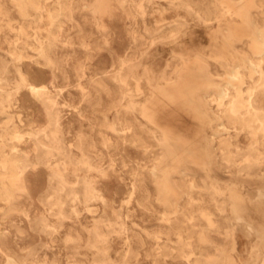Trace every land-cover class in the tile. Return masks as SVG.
Masks as SVG:
<instances>
[{
    "label": "rangeland",
    "instance_id": "rangeland-1",
    "mask_svg": "<svg viewBox=\"0 0 264 264\" xmlns=\"http://www.w3.org/2000/svg\"><path fill=\"white\" fill-rule=\"evenodd\" d=\"M124 1L0 0V264H264V0Z\"/></svg>",
    "mask_w": 264,
    "mask_h": 264
},
{
    "label": "bare ground",
    "instance_id": "bare-ground-1",
    "mask_svg": "<svg viewBox=\"0 0 264 264\" xmlns=\"http://www.w3.org/2000/svg\"><path fill=\"white\" fill-rule=\"evenodd\" d=\"M125 3H128L129 0H125L124 1ZM210 11V10H209ZM130 13V11H129ZM108 15L107 13H104V16ZM204 22V21H203ZM258 22V20H257ZM140 27V26H139ZM200 58V57H199ZM264 63V54L261 55V65ZM261 65L257 67V69L262 72L261 70ZM239 73V72H238ZM209 75H213L212 72L209 71ZM216 75V74H215ZM173 77V73H171L170 75V79ZM216 78H219V79H222L223 76L221 75H216L215 76ZM226 77L227 78H232V77H235L234 74L230 73L229 71L226 72ZM23 78V77H22ZM237 82V80H236ZM241 84V82H240ZM240 84L237 83L234 84V82H230L228 83V86L227 88H225V91L221 93V96H220V99H216L214 96H204L205 98V102L208 106H212L214 103L217 102V105L218 107L216 109L213 110V115L220 121V123L217 125V128L218 129H221V128H228V123H227V120H226V113L228 112V106L230 107V105L232 104V99H231V87L230 86H236V87H241ZM234 86V87H235ZM30 87L33 89V90H42L43 88L42 87H36V86H33V85H30ZM235 87V88H236ZM236 88V89H238ZM230 90V92H229ZM176 97L178 98L179 96H181V91H176ZM152 110V108H150ZM178 124V123H177ZM165 125V124H163ZM178 127V126H177ZM170 129H173V127H171ZM212 138L214 140H217V136H213L212 135ZM142 144V143H141ZM224 152V151H223ZM221 165V164H220ZM260 165H262V163H260ZM222 166V165H221ZM220 176V175H219ZM241 177H245L247 178L248 180L258 184V183H261V180L259 179L258 175L257 174H252V173H248V174H243L241 172ZM4 181V180H3ZM195 181V180H194ZM207 229V228H206Z\"/></svg>",
    "mask_w": 264,
    "mask_h": 264
}]
</instances>
